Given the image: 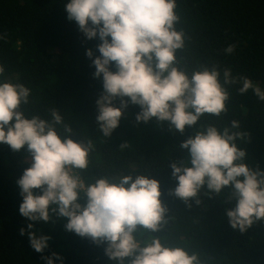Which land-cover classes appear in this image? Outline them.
Returning <instances> with one entry per match:
<instances>
[{"label":"trees","instance_id":"obj_1","mask_svg":"<svg viewBox=\"0 0 264 264\" xmlns=\"http://www.w3.org/2000/svg\"><path fill=\"white\" fill-rule=\"evenodd\" d=\"M66 2L0 0V66L4 68L0 81L31 89L28 102L20 106L23 114L51 120L56 109L72 129L67 134L64 124L57 125L61 137L91 141L87 168L73 170L85 186L101 177L116 182L123 175H146L159 182L166 222L159 232L138 228L134 235L142 245L155 237L165 246L195 253L200 264H264V220L244 232L233 229L225 212L235 206L231 187L215 194L203 186L196 198L185 202L172 193L177 181L170 167V162L191 166L187 152L179 147L189 136L208 126L222 131L236 120L239 128L231 131L241 133L235 143L246 153L244 163L264 170V101L251 89L241 94L239 80L224 84L223 76L229 68L233 77H247L264 90V0H176L175 28L183 33L184 46L176 50L174 66L189 77L205 68L219 70L220 83L229 92L226 111L219 116L205 114L181 133L154 117L138 122L140 107L129 103L110 136L99 131L96 121L102 74L93 76L95 67L86 55L91 49L93 57L99 56L101 41L86 38L77 22L68 19ZM228 45L234 46L230 54L225 52ZM109 67L116 71L114 63ZM113 104L119 107V98ZM26 149L25 145L13 151L0 143V264H46L43 257L52 253L59 254L62 264H116L105 254V243L66 231L67 218L58 216L54 205L47 223L31 222V231L50 237L48 247L43 253L31 248L30 221L18 210L22 196L17 180L31 163ZM85 201L80 190L79 202ZM53 260L60 264L56 257Z\"/></svg>","mask_w":264,"mask_h":264},{"label":"clouds","instance_id":"obj_2","mask_svg":"<svg viewBox=\"0 0 264 264\" xmlns=\"http://www.w3.org/2000/svg\"><path fill=\"white\" fill-rule=\"evenodd\" d=\"M65 9L68 19L77 22L86 38L101 41L97 45L99 56L93 57L91 49L86 55L92 58L93 76L102 74L96 121L104 136H110L118 126L122 109L129 103L140 107L138 122L154 117L168 121L181 133L205 114L219 116L226 111L229 92L220 83L219 70L205 68L189 77L174 66L176 50L184 46L183 33L175 28L179 21L176 0H67ZM233 51V45L225 48L228 54ZM113 63L116 71L110 70ZM3 72L0 66V74ZM223 76L224 84L239 80L241 94L251 89L264 101V90L249 78L233 77L229 68ZM30 95L31 89L23 84L0 81V143L13 151L26 145L31 157L17 184L22 196L18 210L30 221L28 238L34 251L43 253L50 237L31 231V222L47 223L54 205L52 210L67 218L66 231L105 243V254L116 264H124L126 259L129 264H200L195 253L165 246L158 238L143 245L137 241L134 234L138 228L159 232L166 222L167 208L155 178L123 175L110 182L101 177L85 186L73 170L87 168L91 141L85 144L69 135L61 137L56 126L64 120L56 109L51 111V120L26 117L20 106ZM117 98L119 107L113 104ZM238 128L239 121L233 120L231 127L222 131L208 126L189 136L179 147L187 152L191 166L170 162V167L177 181L172 193L185 202L196 198L203 186L215 194L231 187L235 206L225 210L226 216L233 229L244 232L264 220V170L244 163L246 153L235 143L241 133L231 131ZM64 132L72 129L64 124ZM80 190L86 196L83 205ZM24 233L21 228L20 234ZM53 257L62 264L58 253L43 259L54 264Z\"/></svg>","mask_w":264,"mask_h":264}]
</instances>
